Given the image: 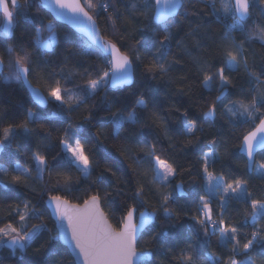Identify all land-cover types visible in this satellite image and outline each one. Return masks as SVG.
<instances>
[{
    "label": "snow or ice",
    "instance_id": "1",
    "mask_svg": "<svg viewBox=\"0 0 264 264\" xmlns=\"http://www.w3.org/2000/svg\"><path fill=\"white\" fill-rule=\"evenodd\" d=\"M34 2L37 7L52 8L58 16L75 23L87 36L83 54L95 52L103 68L95 73L96 78H91L92 73H88L89 78L83 86H76V91L57 80L55 84L48 85L47 95H44L39 88L33 86L29 77L36 72L42 61L47 63L44 58L58 41L54 23L52 21L44 23L38 14L31 17L26 13L20 14L19 0H11V8L8 0H0V14L6 21L3 27L6 37L12 36V26L16 22L15 15L18 14L23 15L24 22L32 25L34 32V35L30 36L28 45L17 47L9 43L6 48L0 49V80L25 85L34 101V107L27 109V115L22 121L9 123L0 128V161H3L0 163V185L5 188L9 185L16 186L13 190H18L19 186L26 188L29 182L42 180L44 173L53 167L68 169L75 167L85 177L89 175L93 161L85 151L82 138L87 131L85 125L91 122L96 113L89 110V115L82 117L81 122L73 121L71 114L81 106H86L88 101L97 95L106 102L105 122L112 137L123 141L121 155L125 152L131 153L127 143L129 137L127 134L122 137L121 132L127 133L131 129H143L148 126L144 122L142 112L149 108V103L142 92L129 93L130 96L136 97L131 105L120 103L117 98L108 99L110 90H122L135 83L136 62H143L145 59L137 49L136 45L140 43L139 41L130 45L127 51H122L116 42L103 37L99 32L96 24L98 10L109 13L106 19L112 22L113 28L116 19L120 18L121 14L114 7V0H83V2L23 0V6L31 7ZM200 2L205 4V8L209 10L207 14L221 25L222 30L219 41L215 43L219 67L209 63L203 56L194 58V63L203 77L200 81L201 86L211 89L217 86L218 82L216 88L218 95L206 105V110L203 112L205 123L215 121L218 110L230 124L255 123L258 119V123L243 135L236 147L239 153L246 157L245 167L251 170L255 166V170L264 178V162L258 163L256 160L257 149L264 148V111H262L264 110V70L259 72L252 70L248 59L249 47H247L255 41H259L264 47V25L256 22L249 27L248 24L253 19V8L258 7L260 14L264 16V0H200ZM129 11L133 17H141L147 22L144 27L138 29L139 32L152 33V42L146 49L150 55V63L145 64L146 71L153 76L157 73L160 76L167 75L173 63H180L178 59L173 61L167 59L172 48V28L187 19L189 15H200V13H191L186 7V0H133ZM178 17L180 19H177ZM229 19L231 23L227 22ZM201 27L199 24L190 26L185 39L199 36ZM157 29L163 33L159 38H157ZM45 32L47 37H44ZM236 32H240L243 38L237 39ZM177 46L183 47V40L177 41ZM196 46H200L199 41ZM5 68L8 69L7 73L4 71ZM241 70L247 76L250 85L245 97L230 100L223 109H218L217 102L234 87L232 74ZM49 103H53L56 109L51 116L67 125L59 137L60 151L49 158L48 153L42 152L39 146L34 150H25L23 145L16 143L13 150V142L18 135L31 136L35 131L31 125L38 120L49 119L39 110H34V108L46 107ZM95 107L94 103L93 108ZM181 115L188 122L182 123L181 128L175 133V138L165 129V135L172 141L169 145L171 148L178 147L181 141L187 142L185 146L191 144L194 139H198L196 133L203 131V126L198 125L197 120H188L187 111ZM152 116L153 123L161 119L154 111ZM101 134L103 133L98 129L97 135ZM209 144L208 150L203 152L202 170L198 173L204 195H199L194 214H189L181 208L175 213L176 218L179 220L181 214L187 216L209 248L211 237H215L217 249H225L228 252L226 257L222 254L218 255L217 251L206 252L200 264H257L256 259L249 256V252L255 245L264 243V225L257 226L261 220H264V196L253 198L254 194L248 190L246 180L239 177L226 178L225 175L215 174L210 170L220 156L217 148L222 145L219 139H213ZM223 146L226 147V142ZM141 151L144 152V156L136 159L135 162L138 166H147L143 177L145 181H148L149 176L151 177L148 183L155 188V194L159 195L158 206H152L150 210L145 207L149 204L144 198L148 184L141 182L134 192L125 194V200L131 199L132 203L126 205L119 223L112 224L102 208V203L112 196L113 192L103 190L101 186L106 182L111 183L109 175L106 174L114 177L116 173L111 168H105L93 182L98 190L82 203L72 202L59 194H48L45 203L51 209L49 218L53 222L55 235H50L48 240L36 249L34 255L42 250H49V246L54 242H64L68 245L75 257L72 264H146L148 259L156 255L155 250L139 247V238L146 229L151 231L156 228L157 213L161 209L163 221L160 228L153 232L152 240L162 241L169 235L167 229L175 227V223H170L173 221V210L169 207V202L173 196L165 190L176 178L178 170L183 171V168L176 164L174 159L170 162L167 156L161 158L156 143L149 147L145 140ZM21 157L24 163H21ZM59 174L61 173L58 172ZM68 179L65 178V183H68ZM176 188L183 192L181 184L176 185ZM44 191L45 189H41V194ZM147 194H154L152 188H148ZM217 197H219L218 211L214 207ZM22 203L23 210L19 204L9 209V214L14 213L18 217L19 226L8 223L0 227V247L10 249L13 255L17 250L26 252L35 242L42 239L45 231H51L44 222V213L39 208L29 200H23ZM233 203L245 205L242 212L238 210L236 213L239 219H233L228 214L229 206ZM137 213H139L138 218ZM33 218L39 219L40 223L28 227L27 221ZM249 224L253 226L250 238L246 233L241 232V229ZM241 256L244 259H238ZM178 261L179 264H197L196 249L191 239L184 242ZM33 264H57V261L36 260ZM59 264H64V261H59ZM259 264H264V257L260 259Z\"/></svg>",
    "mask_w": 264,
    "mask_h": 264
},
{
    "label": "trees",
    "instance_id": "2",
    "mask_svg": "<svg viewBox=\"0 0 264 264\" xmlns=\"http://www.w3.org/2000/svg\"><path fill=\"white\" fill-rule=\"evenodd\" d=\"M132 2L133 0H114V7L121 14L120 18L115 21V28H113L112 22L106 19L109 13L102 10H98L96 24L101 35L116 42L122 51H127L130 45L136 44L137 41L140 42L136 46L141 55L145 56V59L143 62H136L135 83L124 87L122 90H110L108 99L117 98L120 103L131 105L135 102L136 97L130 96L129 93L142 92L149 103V108L142 112L144 122L148 126L143 129H131L127 133L121 132L122 137L125 134L128 135L127 143L131 148L130 154L125 152L124 155H121L123 141L114 139L106 125V102L102 100L101 96L93 97L86 106H81L73 112L71 116L75 122H81L82 117L89 115V110L96 113L91 122L85 125L87 131L82 138L85 151L93 161V167L87 177L82 176L75 167L71 169L53 167L50 171L44 173L42 180H37L34 183L29 182L26 188L19 186L18 190H13L16 186L9 185L8 188H5L0 185V227H4L8 223L19 226L18 217L14 213L9 214V209L19 204L21 210H23V200H29L31 204H34L44 213V222L51 230L45 231L42 239L35 242L26 252L17 250L13 255L11 250L0 247V264H33L36 260L45 259L55 260L57 264L61 260L64 261V264H72L73 261L70 255L59 242L50 245L49 250H42L34 255L36 249L40 248L50 235H55V228L44 206V200L51 193L65 196L72 202L82 203L84 199L95 194L98 190L93 182L104 172L105 168H111L116 173L114 177L106 174L109 175L111 183L106 182L101 186L103 190L113 192V195L102 203V208L112 224L119 223L126 205L132 203L131 199L125 200V194L134 192L141 182L148 184V187L145 188L146 195L144 198L149 201V204L145 207L150 210L152 206H158L159 195L155 194V188L148 183L151 177H148V181H145L143 177L144 169L147 166H138L135 162L136 159L144 156L141 146L145 140H147L149 147L156 143L161 158L167 156L170 158V162L174 159L176 164L183 168V171L178 170L176 178L165 190V192L172 193L173 196V199L169 202V207L173 210V221L170 223H175V227L167 229L169 235L164 237L162 241L152 240L153 232L160 228L163 221L161 209L157 213L156 228L151 231L146 229L139 238V247L150 251L155 250L157 253L146 264H179L180 249L184 247V242L188 239L192 240L196 249L197 264H200L204 254L209 251H217L218 255L222 254L225 257L228 255L225 249H217L215 237H211V247L209 248L203 236L196 232L193 222L187 216L181 214V218L177 220L175 215L181 208L188 211L189 214H194L195 203L199 199V195H204L203 185L200 182L198 173L202 170L203 152L208 150L209 142L213 139H219L222 146L217 148L220 156L210 170L214 171L215 174H223L226 178L239 177L246 180L248 190L254 194L253 198L264 196V178L255 170V166L251 169V172L247 171L245 160L236 147L241 142L243 135L250 131L255 123H258V119L255 123L236 122L230 124L228 119L222 117L218 110L215 121L205 123L203 116L206 105L218 95L216 90L218 82L217 86H213L211 89L203 88L200 83L203 77L198 70V66L194 63V58L203 56L209 63L219 67L215 43L219 41L222 34L221 25L207 14L209 10L205 8V4L201 3L200 0H186V7L189 11L200 13V15H189L187 19L182 20L180 24L174 26L171 30L173 35L172 48L167 59L169 61L178 59L180 63H173L170 71L165 76H160L158 73L153 76L145 69V64L150 63V55L146 52V49L152 42V33L138 31L147 22L141 17L130 15L129 10ZM19 5L20 14L26 13L29 17L38 14L44 23L52 21L58 34L56 45L44 58L47 63L42 61L39 68H36V72L29 77L34 87L39 88L44 95H47L48 85L50 83L55 84V81L59 80L62 85L76 91V86L85 84L89 78L88 73H92L91 78H96L95 73L101 71L103 65L95 52H89L87 55L83 54L86 45L82 37L68 27L53 21L48 13L37 7L35 2L31 7L25 8L23 0H19ZM252 12L253 19L248 22L249 27H252L256 22L264 25V16L260 14L259 8H253ZM210 20L211 23H209ZM15 21L12 26L11 37H4L0 33V49L6 48L9 43L17 47L26 46L30 41V36L34 35L32 25L24 22L23 15H15ZM1 22L2 18L0 17V24ZM197 24L202 26L201 34L195 38L187 37L185 39L190 26ZM162 34V31L157 29V38ZM235 35L237 39L243 38L240 32H236ZM44 37H47L46 32ZM181 40H183L184 46L178 47L177 41ZM197 41H199V47L196 46ZM247 47H249L248 59L252 70L257 72L264 70V47L261 46L259 41H255ZM5 61L7 62L6 53ZM4 71L7 73L8 69L5 68ZM232 76L234 87L230 88L229 92L225 93L221 100L217 102L218 109H223L224 105L228 104L230 100L244 98L250 87L247 76L242 70L233 73ZM248 98L250 99V96ZM53 103H49L43 108H34V110H39L43 116H47L49 119L38 120L31 125L35 129L31 136L18 135L13 142V150L16 143L23 145L25 150H34L39 146L42 152L48 153L49 158L60 151L59 137L62 135L63 128L67 125L65 122L51 116L52 112L56 111ZM94 103L95 108H93ZM30 107H34V103L22 84L16 82L6 83L0 80V128L9 123L22 121L27 115V109ZM153 111L161 118L155 123H153ZM185 111H187L188 120H197L198 125L203 126V131L196 133L198 139H194L191 144L185 146L187 142L181 141L178 147L171 148L169 145L172 141L165 135V129L175 138V133L181 128L182 123L188 122L181 115ZM98 129L103 134L97 135ZM46 137H49V139H46ZM225 142L226 147L223 146ZM20 159L21 163H24L23 158ZM256 160L258 163L264 162V150L256 153ZM0 163H3V161H0ZM58 172L61 174L58 175ZM66 177L69 178L68 183H65ZM179 183L183 186L184 191V195L180 196L176 193V185ZM148 188H152L153 195L147 194ZM41 189H45L43 194H41ZM117 189L119 192H117ZM101 194L103 193L101 192ZM218 204L219 197L216 198L214 204L217 211L219 210ZM244 207L245 205L242 204H231L229 206V216L233 219H239L240 217L236 213L238 210L242 212ZM37 223H40L37 218L27 221L28 227ZM261 225H264V220H261L257 226ZM252 231L253 226L251 224L241 229V232L246 233L248 238H250ZM148 241H151V243H146ZM249 256L256 259L257 264H259L260 259L264 257V243L255 245L249 252ZM238 259H244V257L241 256Z\"/></svg>",
    "mask_w": 264,
    "mask_h": 264
},
{
    "label": "water",
    "instance_id": "3",
    "mask_svg": "<svg viewBox=\"0 0 264 264\" xmlns=\"http://www.w3.org/2000/svg\"><path fill=\"white\" fill-rule=\"evenodd\" d=\"M8 3H9V7L11 8V0H8ZM42 10H44L46 13H48L49 15H50V17L52 18V20L53 21H55L56 23H58V24H61V25H64V26H66V27H68L70 30H72L74 33H76L77 35H79L80 37H82L85 41L87 40V36L85 35V34H83L81 31H80V29H79V27L75 24V23H73L72 21H70L69 19H67V18H65V17H61V16H58L57 15V13L55 12V11H53V9L52 8H44V7H40ZM70 15V14H69ZM0 16H1V18H2V22H1V24H0V33L4 36V37H6L5 35H4V33H3V27H4V24L6 23V21H4V19H3V17H2V14H0ZM98 28V27H97ZM99 30V29H98ZM100 32V31H99ZM22 86L25 88V90L27 91V93H28V95L30 96V98H31V100L33 101V99H32V97H31V93L29 92V90H28V88L25 86V85H23L22 84ZM33 103H34V101H33ZM39 108H43V107H39ZM242 140V139H241ZM262 150H264V148H258L257 149V151H256V153H258V152H260V151H262ZM239 152V151H238ZM243 158H244V160H246V157L243 155V154H241V153H239ZM247 171L248 172H251V170H249V169H247ZM180 184V183H179ZM178 185V184H177ZM176 193H177V195H184V191L183 192H181V190L180 189H178V188H176ZM46 200L47 199H45L44 200V206H45V208H46V210L48 211V213H50L51 212V209L50 208H48L47 207V205H46ZM139 217V213H137V218ZM66 250H67V252H68V254L70 255V257H71V259H72V261L75 259V257H74V255L71 253V249L68 247V245L66 244V243H64V242H59ZM7 249V248H6ZM10 250V249H9ZM150 259H148L147 261H149ZM146 261V262H147Z\"/></svg>",
    "mask_w": 264,
    "mask_h": 264
},
{
    "label": "rangeland",
    "instance_id": "4",
    "mask_svg": "<svg viewBox=\"0 0 264 264\" xmlns=\"http://www.w3.org/2000/svg\"><path fill=\"white\" fill-rule=\"evenodd\" d=\"M217 5H218V7L220 6L219 3ZM227 22L231 23V20L229 19ZM81 175L84 176L83 174H81Z\"/></svg>",
    "mask_w": 264,
    "mask_h": 264
},
{
    "label": "flooded vegetation",
    "instance_id": "5",
    "mask_svg": "<svg viewBox=\"0 0 264 264\" xmlns=\"http://www.w3.org/2000/svg\"><path fill=\"white\" fill-rule=\"evenodd\" d=\"M1 17V16H0Z\"/></svg>",
    "mask_w": 264,
    "mask_h": 264
}]
</instances>
